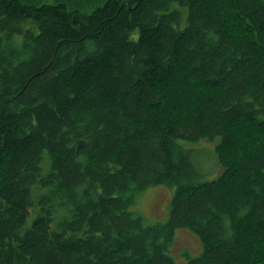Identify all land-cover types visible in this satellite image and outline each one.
<instances>
[{"label": "trees", "instance_id": "16d2710c", "mask_svg": "<svg viewBox=\"0 0 264 264\" xmlns=\"http://www.w3.org/2000/svg\"><path fill=\"white\" fill-rule=\"evenodd\" d=\"M153 186L164 225L130 211ZM0 264H264V0H0Z\"/></svg>", "mask_w": 264, "mask_h": 264}, {"label": "rangeland", "instance_id": "374dc122", "mask_svg": "<svg viewBox=\"0 0 264 264\" xmlns=\"http://www.w3.org/2000/svg\"><path fill=\"white\" fill-rule=\"evenodd\" d=\"M28 5H64L68 11L89 15L92 11L101 7L106 0H19ZM22 30L37 31L36 25L31 21L15 22L12 24ZM22 35L15 38L14 43L20 45ZM192 149V161L197 170L203 175V180L214 179L222 167L214 152L215 143L200 140L192 145L185 146ZM174 194V188L167 186L149 187L135 198L130 211L142 218L147 226L164 225L170 216V202ZM202 252V243L198 236L187 229H177L172 242L169 244V255L175 262H184L185 255L197 257Z\"/></svg>", "mask_w": 264, "mask_h": 264}]
</instances>
